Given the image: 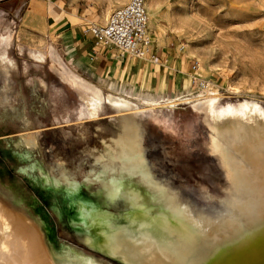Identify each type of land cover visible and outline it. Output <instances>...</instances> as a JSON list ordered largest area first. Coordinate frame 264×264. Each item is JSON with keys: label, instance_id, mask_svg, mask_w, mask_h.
<instances>
[{"label": "rangeland", "instance_id": "rangeland-1", "mask_svg": "<svg viewBox=\"0 0 264 264\" xmlns=\"http://www.w3.org/2000/svg\"><path fill=\"white\" fill-rule=\"evenodd\" d=\"M27 1L0 2V78L7 76L4 78L11 100L0 106V201L39 228L54 264H65L64 260L71 264H125L89 245L86 231L93 217L104 213L118 217L130 203L142 205L144 200L152 211L160 207L151 201V189L137 177L129 179L123 174L119 202L108 199V190L113 188L109 175L94 179L102 170V163L93 165L94 156L104 153L119 135L118 113L106 101L93 106L96 111L93 107L91 110L79 100L78 91L49 68L52 56L58 53L73 70L49 36L26 27L25 13L30 7ZM66 1L92 6L98 22L105 23L110 13L128 0ZM151 1L158 4L157 13L149 12L151 32L157 29L164 37L172 38L176 47L183 45L184 55L199 60L198 75L211 88L202 93L189 77L182 91L176 90L170 96L145 99L120 95L136 109L145 163L170 194L182 197L187 212L197 213L199 208L204 212L196 217L202 218L233 215L236 210L229 203L231 183L226 168L220 155L211 150V117L229 111L234 116L240 108L242 113L238 115L251 117L247 104L255 107V115L259 113L250 120L253 124L264 120V0ZM38 50L44 51L42 58ZM6 57L12 61L10 67ZM206 96L209 101L202 105L196 102ZM149 100L154 106L145 103ZM29 131L38 137L35 149H26L19 137ZM24 150L29 154L25 160L19 156ZM29 163L33 169L27 167ZM50 163H61L69 171L71 186L59 180ZM91 169L94 175L88 171ZM78 189L91 202L85 205L88 214L84 219L79 214L81 202L65 199L67 192ZM51 227L54 240L48 237Z\"/></svg>", "mask_w": 264, "mask_h": 264}, {"label": "bare ground", "instance_id": "bare-ground-1", "mask_svg": "<svg viewBox=\"0 0 264 264\" xmlns=\"http://www.w3.org/2000/svg\"><path fill=\"white\" fill-rule=\"evenodd\" d=\"M145 3L148 14L157 13V3L151 0H146ZM38 51L39 57L42 58L44 51ZM54 54L49 68L60 77V80L78 91L79 100L89 105L90 109L106 101L115 107L118 113L116 117L117 126L120 128L119 135L116 134L113 145L106 147L104 153L94 156L93 159V165L102 163L101 172L95 174L92 173L93 169L88 171L92 175L95 174L94 179L110 176L113 188L108 190L109 201L122 200L120 183L124 179L123 174H126L127 178L137 177L146 184L148 189H151V193L149 192L151 201L158 203L160 207L159 210L152 211L147 207L150 203L144 200L142 205L130 203L118 217L111 213L94 216L86 231L89 245L95 251L119 258L125 264H264V120L254 124L250 121L259 115L253 112L255 107H248L244 103L248 108L246 112L252 113L251 117L249 115L251 119L242 116L244 114L238 115L242 108L234 116L229 113L230 111L219 115L213 113L216 115L211 117V120L214 118L210 125L213 132L211 135L208 133L211 150L220 155L226 168L231 183L232 199L229 203L236 213L220 214L211 218L196 217L204 211L198 208L197 213L187 212L182 205V197L170 194L166 184L156 181L149 172L144 160L142 134L135 117L136 109L130 107L128 99L113 93L104 94L97 86L72 73L62 58L57 53ZM9 58L6 57L4 62L10 67L12 61ZM4 77L0 78V106L11 101L7 91V78ZM206 101H209L208 96L196 100L199 105ZM145 103L154 106L150 100ZM92 109L95 110L94 107ZM113 119L112 123L115 122ZM19 137L26 149H35L38 146V137L31 131L20 133ZM28 155V151L24 150L19 156L25 160ZM248 163L250 167L246 165ZM27 167L33 169L34 165L29 163ZM51 170L57 172L59 180L64 181L65 185H72L70 173L61 166V163L51 164ZM40 175L47 180L50 179L42 172ZM65 199H78L81 202L79 214L81 219H84L88 214L86 206L91 204L85 194L80 190L67 192ZM48 237L54 240L53 227L49 229ZM64 262L71 264L65 260ZM0 264H54L39 228L2 200Z\"/></svg>", "mask_w": 264, "mask_h": 264}, {"label": "crops", "instance_id": "crops-1", "mask_svg": "<svg viewBox=\"0 0 264 264\" xmlns=\"http://www.w3.org/2000/svg\"><path fill=\"white\" fill-rule=\"evenodd\" d=\"M27 2L30 7L25 13L26 27L49 36L73 70L65 66L101 91L158 99L182 91L185 79L190 77L191 58L183 54L181 45L176 47L172 38L164 37L157 29L152 33L153 25H149V30L156 58L139 59L113 47L94 48L87 28L99 22L92 6L66 0Z\"/></svg>", "mask_w": 264, "mask_h": 264}, {"label": "built area", "instance_id": "built-area-1", "mask_svg": "<svg viewBox=\"0 0 264 264\" xmlns=\"http://www.w3.org/2000/svg\"><path fill=\"white\" fill-rule=\"evenodd\" d=\"M146 0H128L116 7L105 23H94L87 31L93 38L94 48L113 47L134 58L154 60V40L149 30ZM183 49V45L180 46ZM199 60L191 58V83L202 93L210 91V83L197 74Z\"/></svg>", "mask_w": 264, "mask_h": 264}]
</instances>
